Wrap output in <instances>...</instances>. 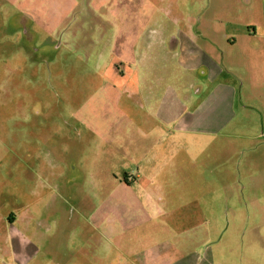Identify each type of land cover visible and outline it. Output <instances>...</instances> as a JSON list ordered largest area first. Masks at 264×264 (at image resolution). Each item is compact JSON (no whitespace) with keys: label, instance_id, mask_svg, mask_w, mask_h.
Returning a JSON list of instances; mask_svg holds the SVG:
<instances>
[{"label":"rangeland","instance_id":"rangeland-1","mask_svg":"<svg viewBox=\"0 0 264 264\" xmlns=\"http://www.w3.org/2000/svg\"><path fill=\"white\" fill-rule=\"evenodd\" d=\"M254 21L264 0H0V264L264 263V67L224 65ZM206 53L242 95L216 133Z\"/></svg>","mask_w":264,"mask_h":264},{"label":"crops","instance_id":"crops-1","mask_svg":"<svg viewBox=\"0 0 264 264\" xmlns=\"http://www.w3.org/2000/svg\"><path fill=\"white\" fill-rule=\"evenodd\" d=\"M255 1L258 2L259 0H255ZM255 10H257L256 6L253 8L252 13L256 12ZM253 18L256 17L253 16ZM250 25H251V30L249 31V33L243 35L244 37L242 40L244 47L240 49L241 50V53L239 54L240 57L239 56L234 57L233 56L234 53H230L232 56H229L230 58L227 56V62L226 61L224 62V65L226 64L225 67L228 74H230L232 77L236 76L237 78L238 75L237 72L239 70L238 66L240 68H243L244 65L246 66L245 62L247 63V67L253 69V71L255 70L260 72L262 71V67H264V35L263 37H257L259 24L256 21H254V23ZM177 45H178V41L176 39H173L172 47L176 49ZM236 45H237V39L230 38L228 46L230 48H234ZM205 55L207 56V58L211 60L210 65H208V61L206 60L207 61L206 71H205L206 77L209 78V76H213L216 81L220 77H222V80H220L215 85V88L212 90L209 96H207L206 98H205L206 95L204 97H201V100L203 102L201 103L202 106L200 108V113L196 124L199 125V130H201L202 132L210 131L212 133H216L215 131H219L225 125L231 123V119L235 114L234 111L232 110L235 108L237 99L241 98L242 100V95L239 94V89L237 88L238 84L236 82L235 83L232 82L231 79L228 82L224 80L225 79L223 75L224 72L221 70L220 62L218 63L216 57L208 53H206ZM205 89H207V87L203 86L201 87L200 92L198 90L200 96L205 92ZM184 98L185 100L182 101L188 103L190 102L189 98L186 97ZM181 118H183V116H181L179 119ZM191 127L192 126L188 128L182 127V130L183 132L186 131L188 132L191 129ZM206 236L207 234L205 233V238ZM205 243L213 244L214 241L206 239ZM179 259L178 261L174 260L172 264H186L185 262H181ZM202 264H212V263L206 261ZM246 264H256V263L253 262V260L252 262L251 260H248Z\"/></svg>","mask_w":264,"mask_h":264}]
</instances>
